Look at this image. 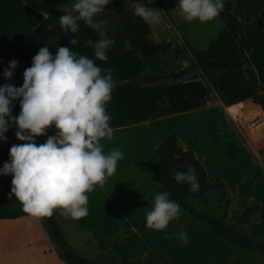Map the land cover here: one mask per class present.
Masks as SVG:
<instances>
[{"label": "rangeland", "instance_id": "1", "mask_svg": "<svg viewBox=\"0 0 264 264\" xmlns=\"http://www.w3.org/2000/svg\"><path fill=\"white\" fill-rule=\"evenodd\" d=\"M70 1L69 6L75 2V0ZM260 1L264 3V0ZM63 12L65 11L60 13ZM262 17L264 20V15ZM58 18L60 17L58 16ZM81 22L78 21L80 28L77 33L83 34V44H79L78 47L72 46L69 44L71 39L69 38L66 46L81 55L95 59L94 49L88 44L89 40L93 41V30L83 26ZM5 23L10 24L11 22ZM155 26V30L161 33L162 38L165 36L166 39H169L163 45L154 42L155 44L144 53L152 60L160 59L168 66V69L172 70L171 73H177L182 70L181 61L185 49L182 44L178 43L176 34L168 31L165 22L163 24L159 22ZM103 27L108 32L110 30L109 22L108 27H106V24ZM184 27L189 29V24L184 23ZM242 28L245 43L251 47V52L244 58L243 66L235 63L229 57L210 60L204 65L205 72L211 79L216 80L222 96L226 99H234L231 103L221 100L222 104L218 106L219 108L200 106V104L219 103V100L215 92L208 89L206 82L202 79V73L194 71L175 81L165 83L168 89L165 91L162 107L164 109L165 127H163V132L166 128L172 127L182 140L180 144L192 145L200 153L207 154L213 164V170L223 176L227 182L229 189L226 197L230 200L227 217H223V202L219 203L218 196L210 192L207 194L208 202L205 205L197 200L189 201V205L192 206L195 212L209 217V223L196 221L181 209L180 219L170 223L168 228L164 230L169 233L168 238H165L164 232L148 228L145 223V215L149 209L139 207L138 201H133L131 197L136 192L144 193V184L146 183L144 180L147 179L148 175L145 176L144 172L135 169V167L139 161L146 160L147 162V156L144 155V158H140L137 150L140 141L130 138L127 131H113L111 139L102 141L104 151L108 152L112 148H118L124 153V158L117 164V174L115 173L109 177L103 187L108 193L118 191L116 194H119L122 198L121 207L126 214L120 216L113 208H110L109 202L102 198V193L97 187L88 194L89 213L87 216L81 219H73L70 222L61 210H55L54 214L60 228L65 233L70 248L96 264H118V256L110 251L108 247L102 250L98 249L100 243H104L106 246L109 244L110 239L104 238L103 231L110 223L118 220V224L115 225L121 227L119 223L121 221L124 228L120 235L115 237L124 240L125 243L123 244L127 246L130 252L131 264H264V258L259 253L244 251L232 246L214 235L211 229V220L220 221V223L230 226L235 224V212L241 211L246 202L260 203L262 206L261 210L259 209L260 212L258 211L260 217H255L250 222V224L256 223L260 219L257 227L248 229V224L235 227L247 233L254 242L264 239V151H257L244 133H239L231 127L222 108V105L227 106L246 97H253V93L248 88L253 82H256L257 93L264 92V23L260 19L258 23H255V21L243 22ZM117 30L130 32L137 31V28L135 23L126 21V23H118ZM189 33L193 35L192 32L189 31ZM14 42L13 39L3 40L4 46L7 47ZM80 42H82V38H80ZM192 44L196 49H199L196 43L192 42ZM107 55L108 63L99 60L95 62L101 68L102 74L105 69H111L113 73L115 87L112 92V99L107 105V111L110 117L113 118L114 107H116L117 116L120 113L124 115L126 111L129 112V104L113 96V93L116 94V90L120 91L123 81L126 78L130 80V77L126 74H124L126 77H123L121 73L115 72L112 64L113 56L112 54ZM128 55L124 54L123 56L127 57ZM245 68H249L254 72L255 81H252L244 73ZM237 71L243 72V76L247 81L246 85L242 84L237 78L239 73H236ZM256 75L259 77L260 83L262 82L260 92L258 91ZM135 79H139V75ZM205 91L210 93L200 97L198 99L199 103L197 100L195 101V95H204ZM221 115L224 118L227 130L230 132L229 134L222 130L221 122L218 119V116L221 117ZM126 122L129 121L125 120ZM149 173L151 175V171ZM153 183L152 178L149 185L151 186ZM154 196L155 193H152V196L148 193L145 198H142L147 200L151 206ZM37 220L43 226L41 221ZM204 226H207L212 235L205 231ZM127 228L131 229L125 230ZM181 229L188 235V243L186 244L181 243L172 235V233H178ZM84 232H90L94 241L90 243L87 239H84ZM32 237L36 240L30 246L22 243L13 248L14 256L10 253L11 248L0 246V264H28L29 261L32 264H56L51 254L57 253V250L54 244L48 240V237L40 235L38 230ZM44 238L47 241H44ZM48 247L51 249L50 253ZM42 248L46 250L45 256L41 254L40 249ZM15 256L20 261L15 262Z\"/></svg>", "mask_w": 264, "mask_h": 264}, {"label": "clouds", "instance_id": "2", "mask_svg": "<svg viewBox=\"0 0 264 264\" xmlns=\"http://www.w3.org/2000/svg\"><path fill=\"white\" fill-rule=\"evenodd\" d=\"M151 3V0H148ZM110 0H75L63 9L66 14L59 18L61 30L74 34L69 44L78 43L75 34L78 21H83L98 33L99 39L89 40L94 58L81 55L73 49L59 46L54 54L48 46L41 47L32 57L31 64L22 74V85L0 86V141L10 126L15 125V138L22 141L9 148V160L0 167V175H11L10 195L20 202L22 211L36 218L51 217L61 210L72 219H81L89 213V193L114 175L117 164L124 158L118 148L104 151L102 143L113 137L107 105L112 99L115 81L111 69L101 68L95 62L106 61L115 40L103 27L106 20L96 17L105 11ZM185 22L206 23L216 20L224 9V0H178L175 7ZM135 16L145 23L160 22L162 11L147 7L137 0ZM125 47L131 45L125 41ZM188 67V61H181ZM18 62L11 60L3 72L10 79ZM19 100V114L12 116L14 103ZM49 128L54 134L47 135L43 143L36 138L46 136ZM173 178L184 183L191 191L199 190L194 168L187 171L173 169ZM181 215L179 203L170 193L155 194L151 208L146 212V226L152 230H164ZM181 243H188L187 233L181 229L172 233Z\"/></svg>", "mask_w": 264, "mask_h": 264}, {"label": "crops", "instance_id": "3", "mask_svg": "<svg viewBox=\"0 0 264 264\" xmlns=\"http://www.w3.org/2000/svg\"><path fill=\"white\" fill-rule=\"evenodd\" d=\"M27 1H31L34 4H39L54 9L59 13L61 11H64L63 9L70 7L68 4L69 2H71L70 0H0V86H3L6 83L12 84L17 87L21 86L23 82L22 74L24 69L30 66L32 57L38 52L41 47L47 45L49 52L54 54L57 47H67L66 44L68 39L74 38V34H70V31L60 29L58 17H53L37 10L34 6L28 5L26 3ZM243 1L246 2L249 0ZM159 2L163 6L164 11L156 0H151V3H149L148 0H141V3L146 5L147 7L161 10L162 14L160 22H162V24L163 22H165L168 31H172L176 34L179 44H182V39H184L194 52L205 50L225 29L220 20V17H218L214 21L206 23H200L198 21L187 23L178 16L177 9L175 8L178 4V0H159ZM225 2H228L232 9L235 7V0H224V3ZM136 3L137 0H114L113 2L105 6V11L99 14L96 19L106 20V27H108L109 22L110 30L107 32V35L115 40V45L108 54H112L113 56L112 64L114 67V71L121 73V76L123 77L125 76L124 74L130 77V80L126 78L127 80L125 79L123 81V85L120 91L116 90L117 95L113 93V96L118 97L123 102L129 104V112L126 111L124 115L120 113V115L117 116V110L116 107H114L112 112V116L114 117L110 119V126L112 127L113 131H127L129 133L128 135H130V138L140 141L137 149L138 153L140 154V158H144V155L147 156V162L146 160L139 161V163L135 167V169L144 172L145 176L148 175L147 179L144 180L146 182L144 184V193L136 192L131 195L133 201L137 202L138 197L145 198L148 195V187L150 186L149 184L153 178L152 174L150 175L149 171H151V165L156 160L154 150L158 146L160 141L171 132L177 134L180 143L182 142V140L180 139L178 133L172 127L166 128L163 132L164 109H162V107L166 94L165 91L166 89H168V86L165 83L144 85L140 83L139 79H135L137 75H139L140 78L141 76L146 74V68L142 64V60L145 59L149 61L154 60L153 62L159 64L165 70L172 71L168 69V66L160 61V59L152 60L146 53H144L155 43L158 45L165 44V42L169 38L166 39L165 36H163L162 38L160 36L161 33L155 30V25L147 24L133 14L134 6ZM166 14H168L170 19ZM263 15L264 3L262 2V7L260 9L258 19L253 21H255V23H258L260 19L264 23L262 17ZM239 20L242 22L243 26L244 21L242 13L239 15ZM126 21H128L129 23H135L137 31L128 32L117 30L118 23H126ZM5 22L11 23L7 24ZM212 22H214L213 25H211ZM81 23L83 26L88 27L84 24L83 21ZM184 23L189 24V29H186L184 27ZM256 26L259 27L257 24ZM188 30L192 32L193 35H191ZM75 36L78 39V43L74 46L78 47L79 44H83V34L76 33ZM80 38H82V42H80ZM92 38L93 42L99 39L98 33L95 30H93ZM6 39H13L15 40V42L11 46L7 47L4 46L5 43L3 44V40ZM125 41H128L130 43V48L125 47ZM192 42L196 43L199 49H196L193 46ZM124 54L129 55L127 57H124ZM247 54L244 55V58ZM11 60H16L18 62V66L13 76L10 79L5 80L3 77V72L7 68L8 63ZM101 62L108 63V59ZM183 68L184 66L182 67V70ZM238 72L239 71H237L236 73ZM256 77L258 82V91L260 92V86L262 85V82L260 83L259 77L257 75ZM211 91L215 92V95L218 97L219 103H210L208 105L200 104V106L219 108L218 106L222 104L221 100L225 101L226 103H231L234 100L232 98L226 99L222 96L220 90L218 89L217 82L216 91ZM209 93L205 91L204 95H195V101L197 100V102L199 103L198 99L200 97L208 95ZM250 98L252 97H246L245 99L238 100L234 103L242 101L246 102ZM227 106L222 105V108L225 117L230 123V120L225 113V108ZM19 111V100H17L13 105L12 116H17L19 114ZM218 119L221 122L220 125L222 127V130L226 134H229L230 132L227 130L222 115L221 117L218 116ZM125 120H128L129 122L125 123ZM15 131V125L10 126L7 132L4 134L7 138L6 141H0V144L11 146L13 144L23 143L22 141H18L15 138ZM52 134H54V129L49 128L47 130L46 136L37 137L36 142L38 144L43 143L46 140L47 135ZM180 145H182L184 149L189 148L203 165L207 176L209 178L219 179L220 181L222 180L221 182L225 184L226 191H228L229 187L227 182L225 181L223 176L213 170V164L209 160V156H207V154L200 153V151H198L192 145ZM0 167H2V165H0ZM7 188V180H0V246L11 248L12 251L9 252L14 256L15 252L13 248L17 247L19 244L21 245L22 243L30 246L31 243L36 240L32 236L35 232H37V230L39 231L40 235H44V237L48 236L44 230V227L40 224V222H38L36 217L30 216L29 214L22 211L20 202L8 194ZM97 188L102 193V198L109 202L110 208H113L120 216L126 214L124 211H122V198L119 194H116V192L118 191L108 193L106 190H104V187L97 186ZM259 206L261 210V204ZM258 213L254 215L253 219H255V217H260V214ZM64 216L66 217V219H69V221L72 222V218L68 217L65 214ZM117 222L118 220L114 221V223H110L108 227L103 231L104 238L106 237V233L109 232L115 224H118ZM119 223L121 224L120 231L119 233H116L111 238H109L110 241L113 237L117 235L119 236L122 229L124 228L123 223L121 221H119ZM259 223L260 219H258V222L256 223H249L247 228L249 229L250 227H257ZM243 225L235 224L234 226ZM84 229L85 228L83 227V230ZM130 229L127 228L125 230ZM204 229L207 233L212 235L207 226H204ZM83 237L90 243L94 241L90 232H84ZM48 240L51 241L49 237ZM44 241H47L46 238H44ZM120 241L122 243H125L124 240ZM48 250L50 253L51 249L49 247ZM40 251L41 254L45 256L46 250L42 248L40 249ZM51 255L56 261V264H66L64 261L61 262L62 260L58 257V252ZM14 261L18 262L20 260L15 256ZM28 264H32V262L29 261Z\"/></svg>", "mask_w": 264, "mask_h": 264}, {"label": "trees", "instance_id": "4", "mask_svg": "<svg viewBox=\"0 0 264 264\" xmlns=\"http://www.w3.org/2000/svg\"><path fill=\"white\" fill-rule=\"evenodd\" d=\"M113 1L114 0H110V3ZM156 1L160 4L159 0ZM26 3L34 6L37 10L42 11L47 15L53 17L59 16V12L54 9L34 4L31 1H27ZM160 6L164 11L163 6L161 4ZM261 7L262 2L260 0H249L246 2L243 0H235V7L233 9L228 2H225L224 9L219 16L225 29L219 34L215 41L203 51L194 52L188 43L182 39V45L185 49L182 61L187 60L189 62L188 67L183 68L186 75L194 71H200L202 73V79L206 82L208 89L216 91V81L211 79L205 72V63L210 60L229 57L235 63L243 65L244 55L251 52V47L244 42L242 22L239 20V15L242 13L244 22H251L258 19ZM166 15L170 19L168 14ZM142 64L146 68V74L139 78L140 83L144 85H155L175 81L169 77L171 72L165 70L159 64L147 59L142 60ZM244 73L247 74L252 81H255V74L249 68H245ZM237 78L242 84L246 85L247 81L243 76V72H239ZM248 88L253 93L252 100L259 104L264 110V92L261 94L256 92V82H253ZM10 147L11 146L0 144V165L2 166L3 163L9 160L8 152ZM154 154L156 160L150 168L154 183L148 189L150 196H152V193L157 194L160 192H168L170 193V198L177 201L181 209L184 210L188 216L196 221L209 223V217L195 212L192 206L189 205V201L197 200L205 205L208 202L207 194L213 192L218 196V202H223V217H227V209L230 200L226 197L227 191L225 184L219 179H213L207 176L203 165L196 155L191 150L184 149L180 145L179 139L175 133L171 132L165 136L155 148ZM189 167L195 169L199 181L198 191H191L188 185L177 183L173 178V169L187 171ZM2 179L7 180V192L10 195V181L12 177L10 174L0 175V180ZM10 196L15 198L14 195ZM137 201L140 207L146 209L151 208L148 201L144 200L142 197H138ZM259 209V204L246 202V205L241 211L235 212V224H249L254 215L258 213ZM37 219L43 224L49 239L52 241L58 252V257L62 261L66 264H96L68 246L65 233L60 228L54 213L51 217ZM235 224L227 226L221 223L218 227H211V229L216 236L220 237L230 245L244 251H255L264 258V239L254 242L243 230L236 229L234 226ZM119 229V225L113 226L111 230L106 233V237L111 238L119 231ZM106 247L118 256V264H130L129 250L117 237L112 238L107 246L104 243L98 244L99 250Z\"/></svg>", "mask_w": 264, "mask_h": 264}, {"label": "built area", "instance_id": "5", "mask_svg": "<svg viewBox=\"0 0 264 264\" xmlns=\"http://www.w3.org/2000/svg\"><path fill=\"white\" fill-rule=\"evenodd\" d=\"M225 113L232 128L244 133L257 151H264V110L259 104L250 98L227 106Z\"/></svg>", "mask_w": 264, "mask_h": 264}, {"label": "water", "instance_id": "6", "mask_svg": "<svg viewBox=\"0 0 264 264\" xmlns=\"http://www.w3.org/2000/svg\"><path fill=\"white\" fill-rule=\"evenodd\" d=\"M65 14H66V12L60 13L59 17L65 15ZM184 76H186V72L184 70H180L177 73H171L169 75V77L174 79V80L179 79V78L184 77ZM220 224H221L220 221L211 220V225H212L213 228L218 227Z\"/></svg>", "mask_w": 264, "mask_h": 264}, {"label": "bare ground", "instance_id": "7", "mask_svg": "<svg viewBox=\"0 0 264 264\" xmlns=\"http://www.w3.org/2000/svg\"><path fill=\"white\" fill-rule=\"evenodd\" d=\"M230 110V109H229ZM233 109H231V111H232Z\"/></svg>", "mask_w": 264, "mask_h": 264}]
</instances>
